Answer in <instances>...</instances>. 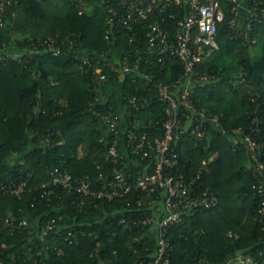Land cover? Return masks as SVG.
Wrapping results in <instances>:
<instances>
[{"label": "trees", "instance_id": "trees-1", "mask_svg": "<svg viewBox=\"0 0 264 264\" xmlns=\"http://www.w3.org/2000/svg\"><path fill=\"white\" fill-rule=\"evenodd\" d=\"M225 20L218 26L219 49L199 66L214 78L194 87L198 103L218 115L225 133L208 124L204 141L185 137L174 145L179 155V168L189 178L202 170L204 186L213 191L218 205L199 210L179 225L169 228L170 264H227L238 253H249L253 263L264 264V223L254 221L259 197H253L258 176L252 174L244 148L233 149L230 130L248 129L257 117L264 131V22L255 23L251 45L233 36L228 26L231 18L227 5ZM13 26L0 28V184L19 182L31 175L30 187L45 181L48 171L61 160L73 177H89L97 184L100 172H108L105 147L100 143L98 118L88 110L96 95L91 73L73 56H36L28 69L24 59L12 58L14 50L27 49V40L35 36L71 35L89 53L102 54L109 44L103 38L106 27L104 9L95 4L80 15L72 0H22ZM260 44L259 56L251 57L250 47ZM122 48L132 50L125 41ZM22 53V52H21ZM93 55H91L92 57ZM181 71V70H180ZM100 93H112L109 103L117 110L118 95L130 97L139 93L153 97L144 82L132 83L112 72ZM119 87L120 91H114ZM137 89L139 91L137 92ZM121 97V96H120ZM157 108L161 107L156 106ZM141 120L148 113L135 114ZM49 137L50 145L42 144ZM264 160V151L260 154ZM105 167L104 171L97 165ZM103 170V169H102ZM104 173V175H105ZM33 195L24 199L0 192V261L11 264V256L27 259L31 264L40 256L19 250L25 233H10L7 217L39 215L47 209L45 200L31 206ZM135 197V196H134ZM125 200L88 201L83 213L68 207L75 230L85 236L79 245L62 246L60 256L47 255L49 264H147L156 255V239L147 230L124 231L117 221ZM135 205V201H132ZM151 213V212H150ZM91 249L98 252L89 256ZM242 264V263H241Z\"/></svg>", "mask_w": 264, "mask_h": 264}, {"label": "built area", "instance_id": "built-area-1", "mask_svg": "<svg viewBox=\"0 0 264 264\" xmlns=\"http://www.w3.org/2000/svg\"><path fill=\"white\" fill-rule=\"evenodd\" d=\"M223 1L231 16L228 26L233 36L242 39L243 45H251L253 25L264 22V0ZM21 2L0 0V28L15 24L16 10ZM72 2L80 15L90 12L94 3L104 9L103 38L109 44L105 52L89 53L71 35L56 34L29 38L28 50L12 58L20 63L19 58L24 56L22 62L28 69L36 56L67 53L79 61L85 73L92 74L95 86L91 90L96 95L88 110L98 118L100 143L105 147L109 169L105 175L100 172L97 184L93 185L87 176L73 177L66 161L61 160L48 171L45 181L32 187L28 185L29 173L25 179L19 178V182L0 184V192L12 193L19 199H24L27 193L32 194V207L39 199L47 203V209L39 215L10 216L5 225L11 234L25 233L26 240L19 250L27 254L36 251L40 257L34 264H49L42 257L43 253L47 257L60 256L63 245H79L85 236L83 230H75V225L67 222L71 221L69 206L83 213L88 201L125 200L126 206L116 212L121 214L118 226L124 231L147 230L156 239V255L147 264H170L169 228L181 224L199 210L218 205L215 193L201 180L202 170L189 178L180 171L174 145L182 137L204 141L208 124L226 132L221 127L220 117L198 103L194 96L196 85L214 78L198 70L204 60L219 49L218 26L226 15L222 0ZM124 41L133 49H123ZM106 71L132 83L144 82L153 97L139 93L123 97L119 93L117 110L111 105L106 109L112 93L99 91L107 82ZM114 91L119 92V87ZM136 113H148L149 117L141 120ZM260 124L261 121L254 117L248 129L237 127L230 133L233 149H245L252 174L258 176V185L253 186L252 193L260 200L254 221L264 223V160H260L264 151V131ZM42 144L50 145V138L44 137ZM104 168L97 165L100 171ZM97 252L91 249L89 256ZM19 258L12 255L11 264H30L25 258L18 263ZM235 259L242 264L253 263L249 253H238ZM101 264L112 263L103 260Z\"/></svg>", "mask_w": 264, "mask_h": 264}, {"label": "rangeland", "instance_id": "rangeland-1", "mask_svg": "<svg viewBox=\"0 0 264 264\" xmlns=\"http://www.w3.org/2000/svg\"><path fill=\"white\" fill-rule=\"evenodd\" d=\"M261 52L260 44H256L250 47V55L251 57L259 56ZM227 264H241L237 259L231 258V260Z\"/></svg>", "mask_w": 264, "mask_h": 264}, {"label": "crops", "instance_id": "crops-1", "mask_svg": "<svg viewBox=\"0 0 264 264\" xmlns=\"http://www.w3.org/2000/svg\"><path fill=\"white\" fill-rule=\"evenodd\" d=\"M242 16H244V13H243V15ZM21 52H22V50H19L18 48L16 49V50H14V52L13 53H15L16 55H12V56H18V55H20L21 54Z\"/></svg>", "mask_w": 264, "mask_h": 264}]
</instances>
